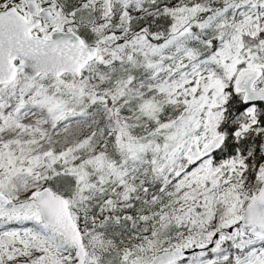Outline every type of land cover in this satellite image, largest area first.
Masks as SVG:
<instances>
[{"label":"snow or ice","instance_id":"snow-or-ice-1","mask_svg":"<svg viewBox=\"0 0 264 264\" xmlns=\"http://www.w3.org/2000/svg\"><path fill=\"white\" fill-rule=\"evenodd\" d=\"M0 264H264V0H0Z\"/></svg>","mask_w":264,"mask_h":264}]
</instances>
